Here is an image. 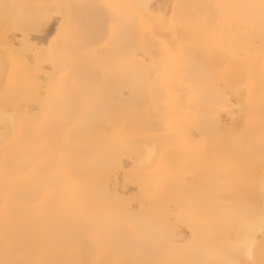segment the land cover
<instances>
[{
  "label": "bare ground",
  "instance_id": "obj_1",
  "mask_svg": "<svg viewBox=\"0 0 264 264\" xmlns=\"http://www.w3.org/2000/svg\"><path fill=\"white\" fill-rule=\"evenodd\" d=\"M260 3L0 0V259L7 213L9 240L28 259L195 262L235 190L259 203ZM99 4L114 5L105 11L124 22L114 41L110 25L96 27ZM4 5L22 7L6 14ZM160 12L169 19L175 12L177 32L155 26ZM65 13L71 32L61 29ZM58 31L63 38L53 44ZM168 48L178 54L168 56ZM21 49L29 55L16 62ZM75 81L98 95L79 109L61 108L59 86L72 91ZM116 205L133 212L116 214ZM147 224L164 237L153 233V242L130 246L133 230Z\"/></svg>",
  "mask_w": 264,
  "mask_h": 264
},
{
  "label": "snow or ice",
  "instance_id": "obj_2",
  "mask_svg": "<svg viewBox=\"0 0 264 264\" xmlns=\"http://www.w3.org/2000/svg\"><path fill=\"white\" fill-rule=\"evenodd\" d=\"M6 10L9 8H20V5H4ZM56 8H68L71 9L73 5H56ZM97 9L96 27L98 30L110 25V32L108 33V40L114 41L118 39L121 31L124 27V22L118 13L113 10L112 4H99L93 6ZM144 8L151 11L155 8V5H144ZM260 17V33L261 39L264 41V0H261L259 5ZM171 19L169 14L160 12L156 14V27H160L171 31L173 33L178 31L177 21L175 19V12L171 13ZM72 17L68 14H64V18L61 21V29L67 27L68 32L72 31ZM41 31L43 30V24L37 26ZM62 33L57 32L56 37H53V44L62 39ZM26 44H30V41H26ZM51 47V46H49ZM168 56L177 55L176 49H166ZM16 62H23L28 53H24L23 49L19 53L14 52ZM31 55L36 57L37 64L41 62V57L38 49L31 52ZM60 88V107H71L73 109H79L82 107L86 98L90 99L98 92L86 84H81L79 81H75L72 86V91L67 90L63 84ZM220 88L223 89L224 85L221 84ZM224 98L225 103H232L234 98L224 90L220 93ZM57 112L51 114V119H55ZM6 164L8 163L6 155ZM261 185H260V200L259 203L251 196L244 195L239 189L233 193V199L229 204L228 211L221 213L218 219L213 220L209 224V239L203 245V256L195 262L188 261H174L172 264H264V141H262V155H261ZM106 196L110 203L115 204L114 198L110 194L102 193ZM9 195L8 188H5V199L7 201ZM121 211L132 214L131 208H121L116 205L114 212L116 214ZM5 245L4 252L5 258L0 259V264H48L47 261L41 259H28L25 254L19 249L15 243L9 240L7 235V213L5 215ZM158 233L162 238L165 233L162 228L147 224L142 231L133 230L132 238L129 240V245L134 247L137 243L148 244L152 241V234ZM69 264H79V262H69ZM119 264V262H115ZM137 264H143V262H137Z\"/></svg>",
  "mask_w": 264,
  "mask_h": 264
}]
</instances>
